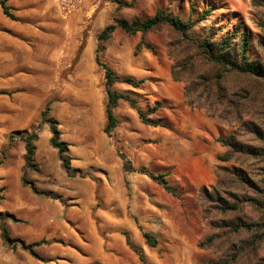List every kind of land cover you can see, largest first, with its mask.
Here are the masks:
<instances>
[{"label": "rangeland", "instance_id": "374dc122", "mask_svg": "<svg viewBox=\"0 0 264 264\" xmlns=\"http://www.w3.org/2000/svg\"><path fill=\"white\" fill-rule=\"evenodd\" d=\"M7 4L16 19L0 6V264H143L124 232L149 264H264V209L246 203L263 198V165L222 159L228 147L219 138L238 128L228 123L227 99L211 115L186 97L188 86L195 87V100L207 106L204 85L215 72L195 43L227 52L225 42L238 50L246 34V60L264 67V0ZM158 10L190 22L187 34L161 25L99 38L119 19L142 20ZM98 55L118 75L143 80L138 88H113L137 98L160 125L147 124L122 100L114 109L118 126L104 131L107 93ZM245 84L227 75L220 94ZM46 108L69 145L76 177L68 176L50 143V126L42 119ZM33 131L39 134L37 170L26 167L20 138ZM228 169L241 170L255 185L235 180ZM151 173L165 174L180 196ZM236 200L242 207L228 211V202ZM143 232L158 245L149 246Z\"/></svg>", "mask_w": 264, "mask_h": 264}, {"label": "trees", "instance_id": "16d2710c", "mask_svg": "<svg viewBox=\"0 0 264 264\" xmlns=\"http://www.w3.org/2000/svg\"><path fill=\"white\" fill-rule=\"evenodd\" d=\"M8 0H0V6L3 12L16 19V16L11 13V8L7 4ZM208 12V11H207ZM161 25H168L186 35L187 30L191 27L190 22L182 21L179 17L171 16L166 14L163 10H158L153 16L134 21H126L123 19L117 20L115 23L109 24L101 33L100 40L106 41L113 32L117 29L124 30L128 33H136L139 31L146 32ZM249 39L246 38V34L242 39L241 46L238 50L231 48V43L225 42L224 47L228 50L222 49L221 46H213L210 42H205L203 44H196L199 47H203V52L206 55V61L215 68L214 75L211 80L204 85V90H207L206 99L209 101L207 106L199 104L194 98L195 87L188 86L186 89V97L190 101V104L199 107L206 108V110L211 114L215 115L219 111V107L224 105V100L228 101V123L230 125L238 126V128L232 133L228 134V139L219 138L225 146L228 147V157L222 159H228V161L234 160L240 165H247V161L250 159H257L259 163L263 166L261 167L262 175H264V67L258 62H250L247 59ZM104 49V45L100 44L98 52ZM97 62L103 66L105 71V89L107 93V103H106V126L104 131L110 134L119 123L118 118L114 113V109L117 107L120 101L124 100L130 103L133 108L139 113L140 118L147 124L158 126L160 122L158 120L148 117L150 113H146L139 105L138 100L134 96L128 93H120L113 88L116 83H127L134 88H138L143 80H137L132 76H120L111 67L103 64L101 58L97 56ZM240 76L245 81V86L239 85L233 88H228V96L221 95V83L227 77ZM176 79H179L177 74ZM207 81V80H206ZM229 81V80H228ZM193 83V82H192ZM205 83V82H204ZM200 87L202 84L193 83ZM216 89V92L214 90ZM199 94V93H198ZM200 95V94H199ZM202 96V95H200ZM215 99H217L215 102ZM203 97V96H202ZM222 98L224 100L222 101ZM159 104L154 106L153 109H157ZM225 109V108H224ZM48 115V108L42 113L43 121L49 123L50 130L52 132V137L50 139L51 145L58 150L60 160L63 163L64 169L68 176L76 177V169L72 168L71 157L68 155L69 145L66 141L60 138L61 132L59 130L58 121L54 118H50ZM20 138L25 142L26 154L25 161L26 167L32 168L34 170L38 169V165L35 162V152H36V142L39 139V134L37 131L32 133H26L20 136ZM241 170L228 169V172L235 177L241 183H248L250 186H254L255 183L251 178L241 175ZM154 180L162 184L163 187L171 192L175 196H180V192L177 188H173L165 176V174L155 175L149 174ZM84 177V176H82ZM22 179L24 183L26 181V173L23 172ZM264 182V179H263ZM32 184V182H29ZM33 185V184H32ZM264 187V186H263ZM35 189L34 185L32 186ZM263 196L262 199L249 198L246 203L258 206L264 209V188L260 191ZM243 202L235 201L228 202V211H235L242 207ZM126 235L127 243L135 248L139 253L140 259L143 264H149L143 253L139 248L133 246L129 240V235ZM2 239L4 242L9 241V234L7 228L2 225ZM143 236L146 243L151 247H156L158 245V240L151 235L149 232H143Z\"/></svg>", "mask_w": 264, "mask_h": 264}]
</instances>
